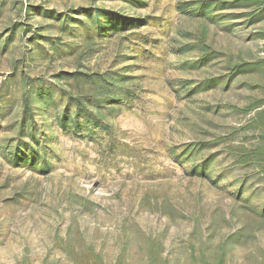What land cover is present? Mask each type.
<instances>
[{"label":"rangeland","instance_id":"rangeland-1","mask_svg":"<svg viewBox=\"0 0 264 264\" xmlns=\"http://www.w3.org/2000/svg\"><path fill=\"white\" fill-rule=\"evenodd\" d=\"M0 264H264V0H0Z\"/></svg>","mask_w":264,"mask_h":264},{"label":"trees","instance_id":"trees-1","mask_svg":"<svg viewBox=\"0 0 264 264\" xmlns=\"http://www.w3.org/2000/svg\"><path fill=\"white\" fill-rule=\"evenodd\" d=\"M28 104V103H27ZM78 130L80 129V126L79 125H77V127H76Z\"/></svg>","mask_w":264,"mask_h":264}]
</instances>
